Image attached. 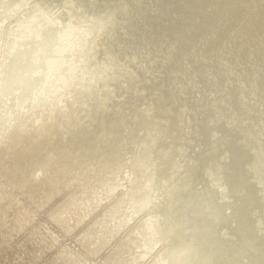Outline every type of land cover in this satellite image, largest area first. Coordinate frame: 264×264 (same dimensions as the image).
<instances>
[{
    "label": "rangeland",
    "instance_id": "374dc122",
    "mask_svg": "<svg viewBox=\"0 0 264 264\" xmlns=\"http://www.w3.org/2000/svg\"><path fill=\"white\" fill-rule=\"evenodd\" d=\"M263 138L264 0H0V264H264Z\"/></svg>",
    "mask_w": 264,
    "mask_h": 264
},
{
    "label": "bare ground",
    "instance_id": "6f19581e",
    "mask_svg": "<svg viewBox=\"0 0 264 264\" xmlns=\"http://www.w3.org/2000/svg\"><path fill=\"white\" fill-rule=\"evenodd\" d=\"M205 17V16H204ZM227 45V44H226ZM251 52V51H250ZM254 52V51H253ZM245 86V85H244ZM7 115V114H6ZM5 117V116H4ZM8 117V116H7ZM257 127V126H256ZM253 132V131H252ZM252 134V133H251ZM261 135H263V134H261ZM253 136V135H252ZM255 136V135H254ZM256 137H257V135H256ZM264 139V138H263ZM263 145V144H262ZM235 264V263H234Z\"/></svg>",
    "mask_w": 264,
    "mask_h": 264
}]
</instances>
